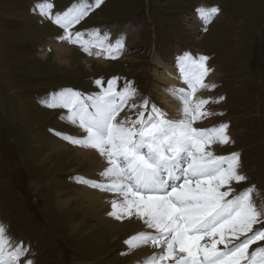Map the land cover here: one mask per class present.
<instances>
[{"label": "rangeland", "instance_id": "obj_1", "mask_svg": "<svg viewBox=\"0 0 264 264\" xmlns=\"http://www.w3.org/2000/svg\"><path fill=\"white\" fill-rule=\"evenodd\" d=\"M76 2L0 0V223L13 243L23 241L27 259L32 264H137L126 258L127 239L105 232L87 235L91 223L72 233L69 225L78 217L53 208L56 190L85 184L78 183L84 177L69 173L78 168L71 155L58 157L48 147L54 139L75 147L56 133L78 137L81 131L65 118L67 109L49 108L45 101L63 89L99 93L117 78V90L126 82L135 87L137 104L147 98L149 106L176 118L181 105L165 90H188L177 66L185 54L208 57L211 71L204 83L215 87L196 95L209 100L205 110L214 113L205 129L227 124L230 142L218 145V155L240 154L239 172L247 179L234 188L254 185L257 203L264 202V0H103L99 7L91 0L88 15L70 31L84 33L85 40L93 32L107 33L113 44L119 38L123 47L114 59L95 55L96 48L89 55L79 44L60 39L63 29L40 14L41 4L51 3L54 16ZM212 7L219 11L202 22L197 9ZM57 47L65 49L67 60H53ZM257 246L264 241L251 247Z\"/></svg>", "mask_w": 264, "mask_h": 264}, {"label": "snow or ice", "instance_id": "obj_2", "mask_svg": "<svg viewBox=\"0 0 264 264\" xmlns=\"http://www.w3.org/2000/svg\"><path fill=\"white\" fill-rule=\"evenodd\" d=\"M102 2L94 0V6ZM92 7L91 0H77L54 16L51 3L39 5V10L63 29L60 39L79 44L89 55L96 48L95 55L114 59L123 47L119 38L113 44L107 33L102 37L93 32L85 40L84 33L70 31ZM218 11L216 7L200 8L197 14L207 23ZM207 61L206 56L195 59L190 54L177 60L179 78L188 90H165L181 105L176 118H169L155 104L149 106L147 98L137 104L135 87L126 82L117 90V78L99 93L84 96L63 89L45 101L49 108L67 109L65 118L83 133L78 137L56 135L94 150L101 158L97 163L103 170L98 175L107 183L84 178L78 183L116 193L118 199L111 201L108 215L142 223V230L124 242L129 249L149 246L159 250L137 264H264V246L251 247L264 241V202L257 203L254 185L239 191L234 188L247 179L239 172L240 154L216 155L210 148L230 142L227 124L211 129L194 126L214 114L205 110L209 100L195 99L200 89L215 87L204 83L211 71ZM95 83L100 86L101 80ZM125 106L129 112L136 109L135 118L121 117ZM27 252L23 241L13 243L7 227L0 223V264H32Z\"/></svg>", "mask_w": 264, "mask_h": 264}, {"label": "bare ground", "instance_id": "obj_3", "mask_svg": "<svg viewBox=\"0 0 264 264\" xmlns=\"http://www.w3.org/2000/svg\"><path fill=\"white\" fill-rule=\"evenodd\" d=\"M64 50L65 49H63L62 47L55 48L53 56H51L53 60H67L68 55ZM169 80L170 79H168V82L172 88H178L179 84L176 80ZM195 99L200 98L198 95H195ZM173 110L174 109H172V112ZM134 112V109L129 112L128 106H126L125 112L121 113V117H123L125 114H128L135 118ZM210 122H212V119L210 117H206L205 119L196 122L194 126L206 128L207 126L211 125ZM79 131L81 130L79 129ZM76 135L82 136L83 133L81 131V133L79 132ZM48 147L51 154L57 155L58 157H63L67 154L71 155L69 161H75L76 164H78V168L76 167L70 170L69 173L80 175L86 180H95L98 183H107L104 178L98 175V173L103 170V165L97 163V161L101 158L99 157L98 153L94 152V150L85 149L78 145H75V147H70L67 144H64L63 142H60V140L56 139L50 141ZM217 147V144L210 146L211 150L216 155L220 153ZM93 155H95V159H90V157H92ZM79 168H81V171L76 170ZM55 194L56 195L53 198L52 202L53 208L59 213H64L72 210L75 216L78 217L74 224L69 225L70 231L72 233L77 232L86 223H91L92 230L89 231L87 235L89 233H93V235H101L107 233L111 236H114V238L118 237L123 239L125 238L124 240H128L143 228L142 223L135 220V218L116 220L114 217L108 215V213L112 211L111 201L113 199H118V195L114 192H102L98 188H92L86 184H81L77 187L71 188V190L69 191L56 190ZM96 232L97 234H94ZM154 251L155 250H152V248H150L149 246H141L135 249H131L129 255H127L126 258L128 261L131 260L139 262L143 261L145 257L150 255Z\"/></svg>", "mask_w": 264, "mask_h": 264}]
</instances>
